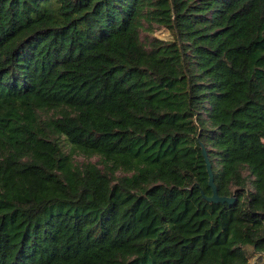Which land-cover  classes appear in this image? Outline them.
I'll return each mask as SVG.
<instances>
[{
  "label": "trees",
  "instance_id": "1",
  "mask_svg": "<svg viewBox=\"0 0 264 264\" xmlns=\"http://www.w3.org/2000/svg\"><path fill=\"white\" fill-rule=\"evenodd\" d=\"M261 263L264 0H0V264Z\"/></svg>",
  "mask_w": 264,
  "mask_h": 264
},
{
  "label": "water",
  "instance_id": "2",
  "mask_svg": "<svg viewBox=\"0 0 264 264\" xmlns=\"http://www.w3.org/2000/svg\"><path fill=\"white\" fill-rule=\"evenodd\" d=\"M201 150H202V155L205 159V164H206V170L208 173V184L211 187L212 193L210 196H207L206 199L208 201H212V202H227V203H233L235 197L234 196H219L218 192H217V188L213 182V173L211 170V165H210V161L208 159L207 156V152L205 150V147L203 145H201Z\"/></svg>",
  "mask_w": 264,
  "mask_h": 264
},
{
  "label": "rangeland",
  "instance_id": "3",
  "mask_svg": "<svg viewBox=\"0 0 264 264\" xmlns=\"http://www.w3.org/2000/svg\"><path fill=\"white\" fill-rule=\"evenodd\" d=\"M152 36H155L157 38H160V39H167L169 37V33L168 31L163 28V27H157L153 30V32L151 33ZM77 159L80 160L81 157L80 156H77ZM261 264H264V263H261Z\"/></svg>",
  "mask_w": 264,
  "mask_h": 264
}]
</instances>
